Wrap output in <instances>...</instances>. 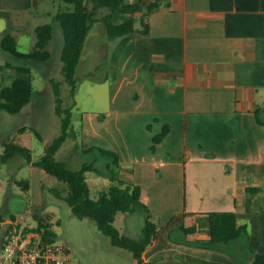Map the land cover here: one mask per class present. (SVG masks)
<instances>
[{"label": "crops", "instance_id": "obj_1", "mask_svg": "<svg viewBox=\"0 0 264 264\" xmlns=\"http://www.w3.org/2000/svg\"><path fill=\"white\" fill-rule=\"evenodd\" d=\"M87 1L98 14H134L141 22L138 30L143 19L148 24V33L124 43L120 37L110 39L102 21L93 24L90 32L97 23L104 24L98 44L106 55L114 46L116 68L96 91L100 108L83 111L77 128L73 123L84 151L100 153L89 150L100 146L118 153L120 176L140 185L142 201L158 215V231L143 252L144 260L251 264L264 252V0H162L147 16L154 0ZM62 6L60 0H0V18L13 11L25 15L12 27L22 37L35 38V45V29L42 24L36 22L39 10L53 24ZM2 25L0 21V31L12 32ZM17 59L0 63V86L16 74L13 65L32 69L48 62ZM45 78L50 85V76ZM165 125L169 131L155 141ZM31 170L41 175L44 189L48 172L33 163ZM18 181L30 187L28 179ZM248 187L260 191L248 192ZM0 193L6 194L1 183ZM216 210H234L239 223L248 224L249 236L219 247L198 244L209 238L207 213ZM31 213L38 214L37 209ZM11 215L2 223L10 222ZM189 226L197 230L186 232Z\"/></svg>", "mask_w": 264, "mask_h": 264}, {"label": "rangeland", "instance_id": "obj_2", "mask_svg": "<svg viewBox=\"0 0 264 264\" xmlns=\"http://www.w3.org/2000/svg\"><path fill=\"white\" fill-rule=\"evenodd\" d=\"M39 13L36 22L43 23L50 20L45 18L41 10ZM23 18L26 16L13 11L10 15L0 18V21L3 22V27H10L12 32L17 34L19 48L26 51L32 48L35 38L30 40L27 37H22V34L15 28L19 24V20ZM13 23L14 27H12ZM140 23V20L137 19L136 26H139ZM53 26L54 37L50 45L51 58L46 64L42 62L43 67H32L34 93L31 102L18 113L0 111V155L5 149L3 142L10 140L26 144L32 151L33 159L36 160L45 153L47 145L60 134L61 117L56 113L54 90L51 83L48 84V79L45 78L46 74L60 82L64 105H73V123L76 128L79 126L83 111L96 112L100 108L95 96L97 90L105 87L100 83L101 80L113 78V69L116 68V60L112 55L114 46L110 49V54L106 55V48H102L98 44L99 38H102L105 33L104 24L99 22L87 37L84 54L81 56L76 72L78 77L77 90L75 97L72 98L70 85L65 81L61 69V64H63L61 60L64 44L63 29L57 21H53ZM32 40L34 41L32 42ZM103 54L107 56L104 57V60ZM9 60L14 63L18 61L15 56L2 48L0 38V63ZM106 60L108 61L106 62ZM21 62L22 60H19V63ZM14 73L15 71L12 70V74ZM262 100L261 103L263 104L264 97ZM22 126L26 127L25 130H22V133L25 132L24 135L19 134L21 131L18 130ZM34 129L41 134L42 138L37 135ZM74 132H71V135L60 147L56 157L66 161L74 169L80 168L86 161L95 160L104 173L88 171L86 176L90 185L91 196L98 197L99 192L103 188H108L112 183L110 172L113 168H107L111 161L110 157L97 151H84L78 131ZM31 164L22 154H16L9 162L0 164V183L6 192L4 195L0 193V212L6 218H9L11 214L17 215V220L11 219L8 223L1 222L0 257L3 240L10 233V225L15 228L19 223L21 228H24L38 224V220L31 213V210L36 208L38 214L51 223L55 233L54 241L64 242L69 247L72 264H139L131 251L113 245L110 238L101 232L93 219L79 218L74 215L68 203L53 192L52 188L57 187L62 190L63 195H66L67 184L65 182L59 181L48 173V181L42 189L39 184L41 175H35L31 170ZM111 165L113 166V164ZM16 178L28 179L30 187L17 183ZM150 212L153 219L158 218V215L151 210ZM145 220L146 213L144 211L118 212L114 224L121 232L130 237L140 238ZM200 224L203 226V222Z\"/></svg>", "mask_w": 264, "mask_h": 264}, {"label": "trees", "instance_id": "obj_3", "mask_svg": "<svg viewBox=\"0 0 264 264\" xmlns=\"http://www.w3.org/2000/svg\"><path fill=\"white\" fill-rule=\"evenodd\" d=\"M60 1L63 6L55 12L53 19L59 22L63 29L62 72L65 81L70 85V96L74 98L78 85L77 67L84 50L86 38L93 24L97 21H102L105 24L107 36L110 39L120 37L122 43L136 34L148 33V24L143 19V28L138 30L136 17L132 13L112 10L104 14H98L89 9L87 0ZM161 1L154 0L150 2L144 15L147 16L151 11L158 8ZM35 33L36 43L33 49L29 51H22L19 48L17 38L10 30L0 31L1 46L11 55L24 61H47L52 56L50 49L53 39L52 22L38 25ZM13 67L16 69V74L11 82L0 86V111L18 113L31 101L33 96V74L30 65L22 63L13 65ZM49 81L55 94V110L61 117L60 134L47 145L45 153L36 160L33 159L32 151L28 146L8 140L4 143L5 149L0 155V160L6 162L16 154H22L28 162L42 167L59 181L65 182L67 184L66 195H63L62 190L57 187H53L52 190L58 197L68 203L74 215L79 218L93 219L101 232L110 238L113 245L131 251L139 264H151L144 260L143 252L157 234V219L152 218L148 205L142 201L140 185L126 181L120 176L122 167L118 153L100 146L89 148V150L97 149L101 154L108 155L111 161L107 168H113L110 172L111 185L108 188H103L99 192L98 197L91 196L90 185L86 176L88 171L104 173L95 160L86 161L80 168L74 169L66 161L56 157L60 147L71 135V132L74 131L73 105H64L60 82L54 77H50ZM260 110L261 107H257L256 115L258 121L262 122ZM25 129V126L20 128V130ZM34 130L42 138L41 134L36 129ZM168 131L169 126L165 125L162 132L154 136V140L160 141ZM18 183L28 184L27 181H18ZM247 190L248 192H256L260 191V188L248 187ZM247 207L250 209V198L247 199ZM136 211H144L146 213L145 226L140 238L130 237L121 232L114 224L118 212ZM11 217L14 220L16 219L14 214ZM34 217L38 220V224L33 227L25 226L23 232L38 233L43 242H53L55 233L51 223L39 214H35ZM3 220L4 215L0 213V227ZM205 224L208 226L209 238L200 241L198 244L201 246L219 247L240 237L247 238L249 236L248 224H240L237 213L234 210L210 211L207 213ZM16 227L20 229L21 225L17 223ZM184 228L189 233L197 230L196 226ZM9 230L10 232L13 231V226L10 225ZM5 241L6 239L3 240V244ZM251 264H264V252L257 253Z\"/></svg>", "mask_w": 264, "mask_h": 264}, {"label": "built area", "instance_id": "obj_4", "mask_svg": "<svg viewBox=\"0 0 264 264\" xmlns=\"http://www.w3.org/2000/svg\"><path fill=\"white\" fill-rule=\"evenodd\" d=\"M0 264H72L71 251L64 242H43L38 233L14 228L1 248Z\"/></svg>", "mask_w": 264, "mask_h": 264}]
</instances>
